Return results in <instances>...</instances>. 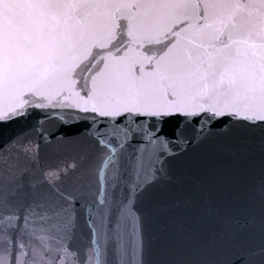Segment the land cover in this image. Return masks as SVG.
<instances>
[{"label":"snow or ice","instance_id":"snow-or-ice-1","mask_svg":"<svg viewBox=\"0 0 264 264\" xmlns=\"http://www.w3.org/2000/svg\"><path fill=\"white\" fill-rule=\"evenodd\" d=\"M0 264H264V0H0Z\"/></svg>","mask_w":264,"mask_h":264},{"label":"water","instance_id":"water-1","mask_svg":"<svg viewBox=\"0 0 264 264\" xmlns=\"http://www.w3.org/2000/svg\"><path fill=\"white\" fill-rule=\"evenodd\" d=\"M32 122H33L32 120H29L26 122H21L19 124H13L8 127H0V142H3L14 133L19 132L24 128H27L28 125L31 124Z\"/></svg>","mask_w":264,"mask_h":264}]
</instances>
